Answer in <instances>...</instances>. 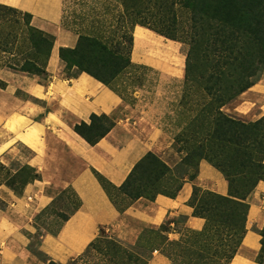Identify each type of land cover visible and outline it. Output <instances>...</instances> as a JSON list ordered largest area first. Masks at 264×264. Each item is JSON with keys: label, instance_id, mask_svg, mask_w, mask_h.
<instances>
[{"label": "trees", "instance_id": "trees-1", "mask_svg": "<svg viewBox=\"0 0 264 264\" xmlns=\"http://www.w3.org/2000/svg\"><path fill=\"white\" fill-rule=\"evenodd\" d=\"M116 4V29L102 19L96 25H83L73 30L77 34L75 47L60 49L65 55L61 56L63 60L68 58L72 68H76L72 73L67 72L66 76L72 79L85 73L113 91L110 85L115 77L131 66L128 49L126 55L123 51L125 42H128V46L132 43L131 34L136 26L188 46L184 70L186 91L188 93L195 87L204 99L189 120L186 138L176 139L182 143L177 152L184 153L183 161L189 167H193V163L196 167L199 161L207 160L224 176L228 195L220 196L193 186L188 205L193 210V216L204 220V226L199 232L185 231L192 235L195 244L202 242L199 247H203L206 240H211L215 264H229L245 233L249 209L246 199L257 183L264 179V116L253 124L245 125L226 117L221 108L234 102L253 86L264 69V0H116ZM180 16H186V20H180ZM31 19V14L27 12L0 5V70L46 80L45 67L54 37L33 27ZM115 35L117 42L112 44ZM110 45L115 47L113 51ZM4 86L0 81V88ZM113 92L120 97L117 92ZM110 120L105 115L91 114L88 123L73 124V131L93 146L114 126ZM137 171L142 176L139 179L134 178ZM27 172L29 175L18 190L11 183L5 186L15 195H21L24 187L37 177L31 167H27ZM165 172H169L168 168L152 153H147L134 165L119 187H114L92 170L119 213H123L140 198L151 202L157 195L174 198L182 183L169 192H162L158 181ZM108 187L129 202L118 204ZM75 198L73 210L61 216V224L57 229L46 232L57 235L63 223L80 206L79 200ZM171 222L167 221L166 225L169 226ZM174 222L183 224L185 217H179ZM35 226L39 230V226ZM153 231L164 234L162 239L166 249H159L151 241L141 244L139 237L134 245L135 251L132 250L134 253H126L114 241H108L100 249L96 244L104 239L99 234L93 240L95 243L92 244V241L85 250L98 251L101 256L108 258L107 264H150L149 255L154 251L170 260V264H174V257L181 259L191 255L193 249H190L192 246L188 238L185 240L180 235L177 241H169V229L165 225ZM230 240L232 244L227 245ZM260 245L264 247V243L260 242ZM29 249L35 256L45 257L38 250V239L31 242ZM203 253L197 249L195 258L200 259ZM78 260L76 257L67 264H77ZM43 263L56 264L47 260ZM182 264L195 263L188 261Z\"/></svg>", "mask_w": 264, "mask_h": 264}, {"label": "crops", "instance_id": "crops-1", "mask_svg": "<svg viewBox=\"0 0 264 264\" xmlns=\"http://www.w3.org/2000/svg\"><path fill=\"white\" fill-rule=\"evenodd\" d=\"M57 9L51 16L45 15L46 21L35 24L39 30L54 36L48 60L52 68L58 65V49L74 48L77 42L75 34L59 28ZM6 73L21 79L30 99L22 103L24 109L17 115L20 118L17 125L12 130L3 129L6 135L0 143V155L6 152L8 140L21 143L30 153L25 162L37 177L24 187L21 195L0 185V264H44L29 249L31 242L37 239L38 250L47 262L67 264L81 255L103 228L126 244H134L142 229L157 230L166 221H172L168 226L169 241L180 238V228L192 232L202 230L204 220L193 216L188 205L191 183H184L174 198L157 195L152 202L140 198L119 213L93 175L92 170L119 187L148 152L162 151L163 157L172 152L164 133L151 126L139 110L136 113L133 107L123 104L116 93L85 73L72 79L57 75L45 86L24 74ZM253 88L264 98V82ZM35 100L43 104L42 108L34 104ZM1 112L0 120L4 119L0 127L3 128L12 113ZM63 113L73 119L71 124L63 120ZM91 114L115 119L112 129L93 146L72 129L75 123H88ZM194 185L220 196L228 195L224 176L204 160L199 162ZM64 189L73 191L80 202L78 210L55 236L37 230L35 217ZM246 202L249 209L245 233L229 264H257L255 255L260 249L257 231L264 226V181L257 183ZM179 217H185L181 225L174 222ZM150 264H169V261L155 251Z\"/></svg>", "mask_w": 264, "mask_h": 264}, {"label": "rangeland", "instance_id": "rangeland-1", "mask_svg": "<svg viewBox=\"0 0 264 264\" xmlns=\"http://www.w3.org/2000/svg\"><path fill=\"white\" fill-rule=\"evenodd\" d=\"M57 2L58 5H56ZM0 5L9 6L31 14V25L33 27H35V24L39 25L42 21H46L44 20L45 15L48 14L47 16H51L54 9L58 8L56 11L59 13V28L73 34H75L73 30L78 29L80 26L96 25L100 22L99 20L102 19L105 20L106 24L110 23L115 29L117 28L118 12L116 9V0H0ZM182 19L186 20V16H180V20ZM137 27L139 26H136L131 34L132 43L128 46V42H125L123 51L126 55L128 49L131 66L118 74L110 87L120 95L123 104L133 107L136 113L137 110H139L140 115L142 117L145 116L151 126L164 133L166 144L167 142L171 143L172 152L166 154L164 157L161 154L162 151L157 154L148 152L155 155L169 170V172H165V174L161 176L162 179L158 181L160 183V190L162 192H169L180 183H182V186L184 183H191L192 188L193 186L197 187L194 185V181L198 175V165L200 161L196 167L195 163H193V167H189L184 163V153L177 152V148L180 147L182 143L176 141L177 138L181 140L186 138L188 132L186 129L189 120L196 113V108H198L199 104H201L204 99L203 94L200 93V90L196 91L195 87H192L191 91L188 93L186 91L184 70L188 46L179 41L167 39L146 28L140 27L139 30ZM109 28L114 29L110 26ZM75 35L77 36V34ZM116 38L117 36L115 35L112 44H116ZM109 48L113 51L115 47L110 45ZM60 49L61 48L57 51L58 65L56 68H52L48 62L46 64V80L38 76L30 77L24 75L35 80L42 86L52 82L53 77L57 75L62 79H69L66 76L67 72L72 73L76 68H72V62L68 58L63 60L61 56L65 55ZM6 71L9 72L10 70H0V81L5 84L3 88H0V110L6 112V115L9 113L12 114L6 118L3 128L0 127V143L6 135L3 129L12 130V127L17 125V119H20L17 115L24 109L22 103L30 99V96L24 90L25 88L20 81L21 79L11 77ZM13 73L22 74L18 72ZM261 82H264V69L254 85ZM253 86L239 95L234 102L221 108L222 113L233 121L245 125L253 124L263 117L264 98L259 97V95L253 91ZM34 104L39 105L41 108L43 105L36 100ZM2 112L1 114H3ZM62 118L68 124L73 122V119L65 113L62 114ZM3 119L2 117L0 123ZM38 119L39 118H35V120ZM110 119V121H113L115 124V119ZM6 147V152L0 155V184L5 185L11 183L18 190L29 175L27 172V167L29 166L26 164L25 160L30 156V153L21 143L13 139L8 140ZM204 161L207 162V160ZM262 163L264 164V161ZM140 177L142 176L140 172L137 171L134 174V178L139 179ZM261 181H264V179ZM108 190L112 196H115V200L118 204L129 202L114 189L108 187ZM199 194L200 193H198V195ZM75 204L76 198L74 193L70 189L61 190L50 207H48L39 218L35 219V224L39 226L40 230L54 232L61 224V216L69 214L73 210ZM0 207H2L1 204ZM166 222L162 225H165V228L169 229ZM185 229V227L179 229L181 238L185 240L188 238V243L192 246L190 249H193V251L191 255L184 258H172L173 263L178 264L177 262L186 263L190 261L195 264H215V258L212 256L214 248L211 240H206L205 244L202 245L203 247H199L202 242H196L195 244V239L191 234L186 233ZM257 232L260 236V242L264 243V226ZM112 233L104 228L100 229L97 236L100 234L102 237L101 239L104 240L101 241L100 244H96V246L103 249L108 244V241H114L120 248L122 247L121 250H124L126 253H134L132 250L135 251L136 248L134 245L138 240L134 244H126L115 238L113 236L114 233ZM226 233H228V231ZM239 234L238 232V235ZM163 235L164 234L160 232L156 233L151 229H142L138 237L139 240H141V244L151 241L153 244L156 243L159 249H166V244H164L162 239ZM93 243H95V241H93L92 244ZM231 244L232 240L227 242V245ZM197 249H201V251L205 252L200 259L195 258ZM36 256L40 261H46L45 257L42 255L36 254ZM149 256L152 258V254ZM77 258H79L77 264L108 263V258L101 256L98 251L93 249L85 250ZM255 259L259 264H264V247L261 248V245L258 253L255 255ZM168 261L170 264V260ZM196 261L199 263H196Z\"/></svg>", "mask_w": 264, "mask_h": 264}, {"label": "clouds", "instance_id": "clouds-1", "mask_svg": "<svg viewBox=\"0 0 264 264\" xmlns=\"http://www.w3.org/2000/svg\"><path fill=\"white\" fill-rule=\"evenodd\" d=\"M154 252H155V251H154ZM154 252H153V253H154Z\"/></svg>", "mask_w": 264, "mask_h": 264}]
</instances>
